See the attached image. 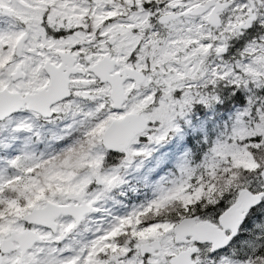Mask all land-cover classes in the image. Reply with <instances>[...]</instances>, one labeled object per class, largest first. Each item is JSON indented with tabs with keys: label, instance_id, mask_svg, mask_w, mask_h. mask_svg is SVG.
<instances>
[{
	"label": "snow or ice",
	"instance_id": "obj_1",
	"mask_svg": "<svg viewBox=\"0 0 264 264\" xmlns=\"http://www.w3.org/2000/svg\"><path fill=\"white\" fill-rule=\"evenodd\" d=\"M0 264H264V0H0Z\"/></svg>",
	"mask_w": 264,
	"mask_h": 264
}]
</instances>
